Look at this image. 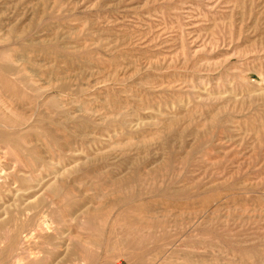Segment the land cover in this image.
I'll list each match as a JSON object with an SVG mask.
<instances>
[{
  "label": "rangeland",
  "instance_id": "rangeland-1",
  "mask_svg": "<svg viewBox=\"0 0 264 264\" xmlns=\"http://www.w3.org/2000/svg\"><path fill=\"white\" fill-rule=\"evenodd\" d=\"M0 264H264V0H0Z\"/></svg>",
  "mask_w": 264,
  "mask_h": 264
}]
</instances>
